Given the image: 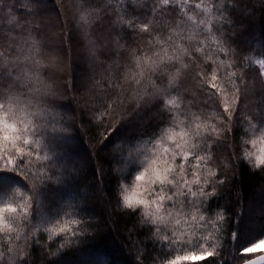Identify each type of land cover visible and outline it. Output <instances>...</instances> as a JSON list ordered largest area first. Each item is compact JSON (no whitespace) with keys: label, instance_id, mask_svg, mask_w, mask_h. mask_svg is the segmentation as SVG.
<instances>
[{"label":"clouds","instance_id":"1","mask_svg":"<svg viewBox=\"0 0 264 264\" xmlns=\"http://www.w3.org/2000/svg\"><path fill=\"white\" fill-rule=\"evenodd\" d=\"M129 2L140 8L150 0H53L65 27L53 32L37 17L19 34L0 38V174L11 180L0 184V264H21L33 241L45 250L55 243V256L87 231L89 221L77 211L83 201L53 203L50 189L62 181L56 134L70 132L73 122L81 127L82 115L100 126L103 143L122 122L159 101L164 122L130 143L117 140L112 150H123L117 174L127 171L129 158L137 165L127 180L119 179V209L137 213L139 223L169 247L186 246L160 264H200L221 244L226 213L208 210L215 184L224 183L216 179L220 164L229 166L226 157L217 162L218 144L227 140L234 161L264 175V56H237L236 46L213 27L226 13L215 14L212 0H151L146 22L129 13ZM169 5L179 9L175 22L156 30L154 15ZM106 24L116 29L110 58L108 41L98 38ZM124 28L147 33L145 43L128 48L118 34ZM70 37L105 65L106 77L77 81L76 72L89 65L73 71L66 55ZM69 100L74 111L63 106ZM258 248L264 250V237L241 253Z\"/></svg>","mask_w":264,"mask_h":264},{"label":"trees","instance_id":"2","mask_svg":"<svg viewBox=\"0 0 264 264\" xmlns=\"http://www.w3.org/2000/svg\"><path fill=\"white\" fill-rule=\"evenodd\" d=\"M212 2L217 6L214 8L215 14L226 13L225 20L220 23L214 21L213 27L217 31H223L225 38L236 46L237 56L249 52L264 56V0H223L222 7L221 0ZM127 7L129 13L137 15L142 22L153 15L151 0L144 7H134L130 2ZM189 10H193L191 5ZM178 11V7L174 5L158 11L154 15V21L159 25L156 30L163 31L167 23H174ZM37 17H43L53 32L65 27L62 13L56 10L53 0H0V38H6L4 34L7 32L19 34L27 27L26 22ZM229 20L231 23L227 22ZM66 27L71 28L70 20ZM100 31L98 38L108 41L110 58L115 54L112 36L116 29L109 30V25L106 24ZM118 34L128 48L139 47L148 36L147 33L141 34L127 28ZM79 45L80 41L71 40L70 52H66L73 62L74 72L82 67L81 64L89 65L87 71L76 72L77 81L79 76H87L89 81L106 77L109 70L105 65L84 55ZM125 56L126 53H121L120 58ZM254 71L258 72L255 66ZM103 82L107 84L106 80ZM63 106L75 110L71 100ZM164 116L159 111L158 101L153 107L144 108L122 122L103 143L100 126L91 124L83 115L81 127L73 122L69 125L70 132L56 134L54 159L62 166V181L54 188L50 186L51 198L53 203L66 199L83 201L77 205V211L89 221L87 231L74 237L55 256L51 255V250L56 247L55 243L48 245V250H45L42 244L37 245L33 241L30 257L21 264H160V261L176 251L175 245L169 247L168 242L154 238L152 227L141 225L137 213L119 209V179L127 180L137 165L133 162L134 158H130L127 171L121 170L117 174L114 172L115 166L125 162L123 150L120 153L112 150V145L117 140L123 139L130 143L138 136L152 134L164 122ZM108 126H111V122ZM214 151L217 162L221 157H226L229 166L220 164V176L216 179L223 177L224 183L215 184L217 192L210 197L208 210L211 212L223 208L226 220L219 248L200 264H241L260 254L255 252L252 256L245 255L241 253V249L256 237L264 236V175L250 172L242 161H234L227 140L218 144ZM235 151L238 155V143ZM80 159L83 164L78 163ZM9 177L10 174H0V184L11 183ZM255 199L258 204L254 203L255 209L251 213L250 205ZM40 239H44L43 234ZM102 258L106 261H102Z\"/></svg>","mask_w":264,"mask_h":264},{"label":"rangeland","instance_id":"3","mask_svg":"<svg viewBox=\"0 0 264 264\" xmlns=\"http://www.w3.org/2000/svg\"><path fill=\"white\" fill-rule=\"evenodd\" d=\"M129 159H130V158H129ZM130 160H131V159H130ZM78 163H79V164H83V161L80 159V161H78ZM262 194H263V193H261V195H262ZM261 195H260V196H261ZM257 197H258V196H257ZM66 200H67V199H66ZM255 200H256V201L253 202V204L250 205V206H251V208H250L251 211H249V212H251V213H253V212H254V209H255V207H254V203H255V205L258 204V200H257V199H255ZM262 237H264V236H262ZM259 238H261V236H260V237L258 236V237H256L255 239H253V240L251 241V243L248 244V246L251 245V244L254 243V242H257V240H258ZM248 246H246V247H248ZM178 247L181 248V249H183V248L186 247V246H185V245H179V246L175 245L176 251H177V248H178ZM176 251H175V252H176ZM175 252H174V253H175ZM255 252H257V253L259 252L260 254H258V255L264 254V250H262L261 248H258ZM255 252H254V253H255ZM254 253H251V254H245V255L252 256V254H254ZM258 255H257V256H258ZM254 257H256V256H254ZM254 257H252V258H254ZM252 258H250V259H252ZM247 260H248V259H247ZM102 261H106V259H105V258H102ZM243 262H245V261H243ZM243 262H242V263H243ZM242 263H241V264H242Z\"/></svg>","mask_w":264,"mask_h":264},{"label":"snow or ice","instance_id":"4","mask_svg":"<svg viewBox=\"0 0 264 264\" xmlns=\"http://www.w3.org/2000/svg\"><path fill=\"white\" fill-rule=\"evenodd\" d=\"M249 252L254 253L255 249H249ZM175 264V262H173ZM257 264H264V256H261L260 259H258Z\"/></svg>","mask_w":264,"mask_h":264},{"label":"water","instance_id":"5","mask_svg":"<svg viewBox=\"0 0 264 264\" xmlns=\"http://www.w3.org/2000/svg\"><path fill=\"white\" fill-rule=\"evenodd\" d=\"M261 256H264V254L258 255V256L254 257V258H252V259H256V260H258V259H260ZM242 264H245V262H243Z\"/></svg>","mask_w":264,"mask_h":264}]
</instances>
